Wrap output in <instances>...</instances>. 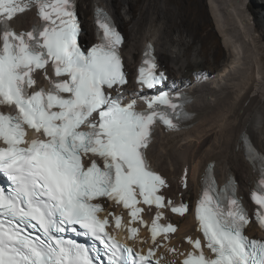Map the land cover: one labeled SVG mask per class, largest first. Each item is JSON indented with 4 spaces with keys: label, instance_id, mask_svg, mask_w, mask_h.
<instances>
[{
    "label": "snow or ice",
    "instance_id": "snow-or-ice-1",
    "mask_svg": "<svg viewBox=\"0 0 264 264\" xmlns=\"http://www.w3.org/2000/svg\"><path fill=\"white\" fill-rule=\"evenodd\" d=\"M32 8L41 23L15 31L11 21ZM96 23L101 41L83 49L74 0H0V105L15 109L0 112V174L11 185L0 187V264H150L151 249L147 255L134 253L105 231L107 220L97 217L102 206L93 201L122 203L134 220L143 211L138 197L155 205L153 241L161 231H175L158 223L160 209L188 211L160 192L166 181L144 152L157 118L175 126L157 106L173 113L179 106L167 93L147 98L146 109L138 110L136 99L126 101L121 33L102 12ZM144 65L138 77L142 88L154 89L166 79L156 73L154 60ZM37 77L47 79L48 87H39ZM26 128L46 139H26ZM224 196L206 191L196 209L214 255H205L201 241L190 239L194 251L183 264H264V240L243 234L248 211L236 198L225 206ZM254 202L256 222L264 228V190L254 194ZM115 222L120 226V217ZM67 231L96 243L66 238Z\"/></svg>",
    "mask_w": 264,
    "mask_h": 264
},
{
    "label": "bare ground",
    "instance_id": "bare-ground-1",
    "mask_svg": "<svg viewBox=\"0 0 264 264\" xmlns=\"http://www.w3.org/2000/svg\"><path fill=\"white\" fill-rule=\"evenodd\" d=\"M111 1L106 0L112 8ZM130 1L124 0L127 4ZM175 2L178 6L177 21L170 26L171 30L174 31L177 27L181 33L187 32L193 43L211 41L215 45V64L204 71V64L196 63L195 68L183 70V77L171 74L169 83L177 84L191 93L193 100L190 108L195 112V117L184 130L162 135L166 141L164 148H169L172 153L165 152V156L158 159L157 155H153L154 139L149 147V154L153 164L169 177L171 188L178 187L179 191H183L181 184L177 186V180L181 176L186 177L189 182L188 189L184 191L186 197L194 195L209 161L216 162L215 168L219 170L217 173L220 179H226L230 173L236 174L241 179V193L245 194L244 187L250 186L256 169L246 158L243 133L240 135V132L244 130L249 133L258 148H264V0ZM78 9L80 11L79 4ZM157 10L155 4L146 6L139 21L148 20L154 14L159 15ZM32 16L33 11L25 12L15 24L24 27L21 22ZM211 19L215 20L216 27ZM91 20H94V13ZM92 28L95 36L94 25ZM219 36L223 37L228 53H225ZM154 37L155 35L150 40L157 49L158 43ZM147 40L144 38L145 43ZM144 42L140 44V53ZM180 63L183 64L180 65V71L188 67L184 65L187 61ZM188 74L198 82L188 81ZM220 158L223 159L222 162L219 161ZM234 164L237 166V173L234 171ZM192 186L194 191L191 190ZM173 220L180 227L169 240L173 245H178L181 235L194 224L193 214L174 216Z\"/></svg>",
    "mask_w": 264,
    "mask_h": 264
},
{
    "label": "rangeland",
    "instance_id": "rangeland-1",
    "mask_svg": "<svg viewBox=\"0 0 264 264\" xmlns=\"http://www.w3.org/2000/svg\"><path fill=\"white\" fill-rule=\"evenodd\" d=\"M94 1L95 0H79L80 13L82 15L86 30V34H84V40H87L88 42H92V40L95 39L92 33L93 23L91 20ZM98 1L113 11L118 23L120 24V27L126 34L127 42L124 53L126 55L128 68L134 69V60L137 59L140 54V44H143L142 42H144V38H147L148 40L152 39L153 35H155V42L158 43L157 50L161 60L172 75L183 77V70L195 68L196 63L204 64L202 69L204 71L209 70V68L215 64L213 61L215 56V45L211 41H207L205 43H201V41L193 43V39L190 38L191 36L187 32L181 33L180 29L177 27L174 28L176 30H171L170 26L177 21L178 6L175 0H129L130 4H127L124 2V0H112V8L109 6L106 0ZM150 4H155L158 7L157 12L159 15L154 14V16L148 20L140 22L139 20L142 16V10ZM211 20L213 26L216 27L215 20ZM219 40L224 48L225 53H228V50L224 47L225 44L223 42V37L219 36ZM190 41L191 43H189ZM184 61H187V63L184 65L188 67H185V69L180 71V65L182 64L180 62ZM186 79H188L190 82H198V80L190 74H188ZM243 131L244 130L240 132V135L243 133ZM162 135L163 134L161 133H156V142L153 148V155H157L158 159L160 160L165 156V152H171L169 148H164L166 141ZM176 141L178 142V139ZM215 150L214 153L216 151L218 152V150ZM237 151H239V147L237 148ZM219 161L222 162L223 159L220 158ZM233 168L237 173V166L235 164L233 165ZM217 172H219V170ZM240 174L242 175V172H240ZM191 190L194 191V187L191 188ZM244 190L246 192L247 188L244 187Z\"/></svg>",
    "mask_w": 264,
    "mask_h": 264
}]
</instances>
